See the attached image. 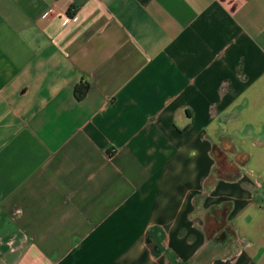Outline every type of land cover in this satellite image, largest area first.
Returning a JSON list of instances; mask_svg holds the SVG:
<instances>
[{"label":"crops","instance_id":"0c3cea01","mask_svg":"<svg viewBox=\"0 0 264 264\" xmlns=\"http://www.w3.org/2000/svg\"><path fill=\"white\" fill-rule=\"evenodd\" d=\"M0 264H264V0H0Z\"/></svg>","mask_w":264,"mask_h":264},{"label":"rangeland","instance_id":"374dc122","mask_svg":"<svg viewBox=\"0 0 264 264\" xmlns=\"http://www.w3.org/2000/svg\"><path fill=\"white\" fill-rule=\"evenodd\" d=\"M229 246H230L229 242L228 243L225 242V243H223L221 245H218L217 246V251H215L216 254L227 253L228 252V248H230Z\"/></svg>","mask_w":264,"mask_h":264},{"label":"trees","instance_id":"16d2710c","mask_svg":"<svg viewBox=\"0 0 264 264\" xmlns=\"http://www.w3.org/2000/svg\"><path fill=\"white\" fill-rule=\"evenodd\" d=\"M81 96H79V98H80Z\"/></svg>","mask_w":264,"mask_h":264}]
</instances>
